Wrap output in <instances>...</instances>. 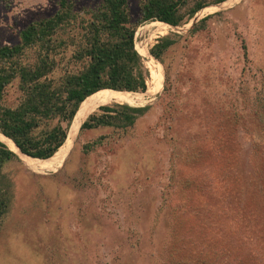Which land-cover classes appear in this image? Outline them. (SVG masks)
<instances>
[{"label": "rangeland", "instance_id": "obj_1", "mask_svg": "<svg viewBox=\"0 0 264 264\" xmlns=\"http://www.w3.org/2000/svg\"><path fill=\"white\" fill-rule=\"evenodd\" d=\"M72 1L77 13L101 3ZM141 1L128 2L132 22ZM57 2L0 0V46L17 44L19 30L52 16ZM225 2L159 26L163 34L148 26L154 21L136 28L134 44L149 42L144 52L158 38L175 43L157 61L152 101L148 87L134 93L139 104L129 107L141 111L131 128H78L63 163L5 167L0 264H264V0ZM67 29L68 40L81 35ZM73 47L58 52L54 76ZM16 86L5 88V103L18 97Z\"/></svg>", "mask_w": 264, "mask_h": 264}, {"label": "trees", "instance_id": "obj_2", "mask_svg": "<svg viewBox=\"0 0 264 264\" xmlns=\"http://www.w3.org/2000/svg\"><path fill=\"white\" fill-rule=\"evenodd\" d=\"M225 1L143 0L139 3V17L132 22L128 15L129 0H101L96 8L80 13L74 9L72 0H58L52 16L31 21L19 30L17 44L0 46V134L27 157L36 160L52 158L66 141L68 126L83 100L102 93L137 101L140 97L131 93L146 91L149 73L134 44L135 30L141 23L154 21L177 27L207 6ZM206 20L202 19L195 27H203ZM73 25L81 35L68 40L70 30L67 28ZM148 26L158 27L162 32L165 29L151 23ZM174 43L167 37L158 38L148 53L161 62V56ZM72 45L75 46L74 53L69 56L67 64L64 62L61 73L54 76L58 52ZM241 49L244 54L243 45ZM149 63L160 85L157 66L152 61ZM69 64H79V68L73 72ZM15 80L19 95L9 105L4 101V91ZM259 104L258 109L264 111V98L259 99ZM98 110L103 114L89 116L93 112L90 111L83 117L80 131L108 127L123 133L133 126L134 117L141 111L140 108L118 104ZM260 114L259 120L264 123L261 110ZM101 141L82 144V153L96 149ZM12 161H18L17 157L0 143V229L11 189V182L2 172ZM167 237L161 246L166 245L170 239ZM136 242H130L128 249L133 250ZM165 250L168 253L166 247Z\"/></svg>", "mask_w": 264, "mask_h": 264}, {"label": "bare ground", "instance_id": "obj_3", "mask_svg": "<svg viewBox=\"0 0 264 264\" xmlns=\"http://www.w3.org/2000/svg\"><path fill=\"white\" fill-rule=\"evenodd\" d=\"M224 3H226V2H224ZM214 7H216V6H214ZM151 24L163 25V24H161L159 22L151 23ZM152 27H155V26H152ZM156 30H155L156 34H163L164 33L158 28ZM150 39H151V36H150ZM147 43H149L147 39L144 42L142 41V42L135 43V50L139 53V56L144 60L143 61L144 62V67L149 71V80L147 81V85H148L147 87H148L149 91L146 94H147V99L150 100L158 92L160 85H159L158 79L156 77V74H155L152 66L150 65L149 61H152V62L155 63V65L157 66V70L159 72H160V66L153 59L149 58V56L147 54V51L144 52V46L147 45ZM159 75H161V74H159ZM160 82H161V80H160ZM103 91H109V90H103ZM110 92H112V93H120V92H113V91H110ZM124 93H131V92H124ZM131 94L132 95H136L134 93H131ZM151 101H152V99H151ZM110 104H118V105H126V106H132L133 105L134 106V105L139 104V103H136V102H134L132 100H128L127 98H124V97H117V96H112V95L102 94V93L89 96L88 98H86L81 103L80 107L78 108L77 113L75 115V118H74V120H73V122L71 124V128L69 130V133L67 135L66 141L64 142L62 147L60 149H58V151L50 159H47V160H36V159H33V158L25 156V155L21 154L18 151V149L14 146V144L10 140L6 139L2 135H0V143L3 144L4 146H6L7 149H9L11 152H13L19 158V160H21L22 162L36 163V161H38V162H42L43 164H49V163H53V161L63 157V161H62V163H63L64 159L66 158L67 153H68V151L70 149L72 141H73V139H74V137H75V135L77 133L79 125L81 124V122L83 120V117L88 112H90L91 110H93L95 108L102 107V106H108ZM51 173H54V172H51Z\"/></svg>", "mask_w": 264, "mask_h": 264}, {"label": "water", "instance_id": "obj_4", "mask_svg": "<svg viewBox=\"0 0 264 264\" xmlns=\"http://www.w3.org/2000/svg\"><path fill=\"white\" fill-rule=\"evenodd\" d=\"M147 54H148V56L149 57H151L155 62H157V60H155L152 56H150V54L147 52ZM158 63V62H157ZM84 101V100H83ZM78 107H79V105H78ZM77 110H78V108L76 109V111H75V113H74V115H73V117H72V120H71V122H70V124H69V126H68V129H67V132H69V130H70V128H71V124H72V121L74 120V118H75V115H76V113H77ZM80 126V125H79ZM78 131V130H77ZM1 135V134H0ZM7 139V138H6ZM9 140V139H8ZM15 146V145H14ZM16 147V146H15ZM16 156V155H15ZM17 157V156H16ZM17 159H18V157H17ZM19 160V159H18Z\"/></svg>", "mask_w": 264, "mask_h": 264}, {"label": "clouds", "instance_id": "obj_5", "mask_svg": "<svg viewBox=\"0 0 264 264\" xmlns=\"http://www.w3.org/2000/svg\"><path fill=\"white\" fill-rule=\"evenodd\" d=\"M145 92V91H144ZM143 94V93H142Z\"/></svg>", "mask_w": 264, "mask_h": 264}]
</instances>
